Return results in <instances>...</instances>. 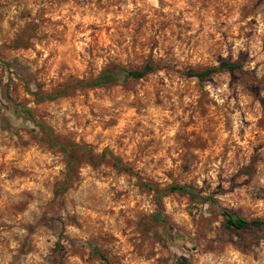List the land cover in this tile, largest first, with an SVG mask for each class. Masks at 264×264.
<instances>
[{"label":"rangeland","instance_id":"obj_1","mask_svg":"<svg viewBox=\"0 0 264 264\" xmlns=\"http://www.w3.org/2000/svg\"><path fill=\"white\" fill-rule=\"evenodd\" d=\"M0 264H264V0H0Z\"/></svg>","mask_w":264,"mask_h":264},{"label":"trees","instance_id":"obj_2","mask_svg":"<svg viewBox=\"0 0 264 264\" xmlns=\"http://www.w3.org/2000/svg\"><path fill=\"white\" fill-rule=\"evenodd\" d=\"M236 67H238V64L236 63H227L222 62L219 66V68H227L229 70H233ZM158 69V64L154 63L151 59H147L144 64L141 67H127L119 64L111 63L105 68H103L96 76L89 78L87 81H68L62 88L53 90L49 93L43 94L41 96H38L37 93L33 92L35 95L36 101H41L43 99H55L57 97L63 96L67 94L68 88L71 87H99V86H105L112 83H117L123 80L127 79H139L144 77L145 75L154 72ZM215 71L214 68H204V69H193L190 70V74L193 76H196L198 79L202 80L205 79L207 76H209L211 73ZM20 112L23 114H28L32 121L39 127L44 128L48 132V142L49 144L56 146L64 153L72 154L71 150L78 149L82 150L86 153H89V149L87 147L76 145V144H66V143H58L55 142L54 137L52 136L50 130L40 121H37L32 117L31 110L25 106L20 107ZM118 161L119 158H116ZM123 170H128V167L121 166ZM167 190L169 191H176L180 193H186L189 195L194 194V188L191 185L187 184H171L167 187ZM222 215L224 217V225L228 228L233 229H241L247 225H260L263 223L262 220L256 218L248 220L244 217L237 216L229 211H222ZM155 218L159 221H165V217L162 215V213L158 212L155 214ZM94 251V250H93ZM102 257V255H101Z\"/></svg>","mask_w":264,"mask_h":264}]
</instances>
